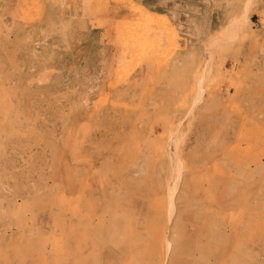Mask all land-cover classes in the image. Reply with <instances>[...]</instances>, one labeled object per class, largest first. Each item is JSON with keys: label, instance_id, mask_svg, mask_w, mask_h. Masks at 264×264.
I'll use <instances>...</instances> for the list:
<instances>
[{"label": "rangeland", "instance_id": "374dc122", "mask_svg": "<svg viewBox=\"0 0 264 264\" xmlns=\"http://www.w3.org/2000/svg\"><path fill=\"white\" fill-rule=\"evenodd\" d=\"M121 1L0 0V264H264V0Z\"/></svg>", "mask_w": 264, "mask_h": 264}, {"label": "bare ground", "instance_id": "6f19581e", "mask_svg": "<svg viewBox=\"0 0 264 264\" xmlns=\"http://www.w3.org/2000/svg\"><path fill=\"white\" fill-rule=\"evenodd\" d=\"M118 2H122L121 0H117ZM136 14H139L140 17L143 16L144 17V12L141 9H136ZM153 21V20H152ZM152 23V22H151ZM97 254L95 253L94 256H96ZM98 258V256L95 257V259Z\"/></svg>", "mask_w": 264, "mask_h": 264}]
</instances>
